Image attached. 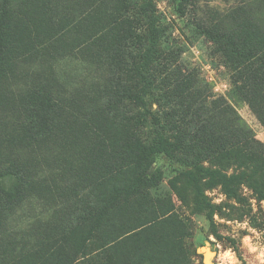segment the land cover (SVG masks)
Segmentation results:
<instances>
[{"label": "rangeland", "instance_id": "1", "mask_svg": "<svg viewBox=\"0 0 264 264\" xmlns=\"http://www.w3.org/2000/svg\"><path fill=\"white\" fill-rule=\"evenodd\" d=\"M151 1L0 0V264H264V165L205 146L264 144V1Z\"/></svg>", "mask_w": 264, "mask_h": 264}, {"label": "trees", "instance_id": "2", "mask_svg": "<svg viewBox=\"0 0 264 264\" xmlns=\"http://www.w3.org/2000/svg\"><path fill=\"white\" fill-rule=\"evenodd\" d=\"M263 1L264 0H258L257 6L260 7ZM144 6L145 13L149 12L148 16L152 18V1L145 0ZM253 15L254 14L248 15L246 9L240 8V16L236 29L233 33H230L224 40H226L230 46L234 47V49L230 51L231 54L234 55L231 58L234 57V60H236V63L238 65L243 66L246 70L251 71V73H248L247 71V74L250 76L251 79H253L254 76V78H257L262 83L264 82V38L260 37V34L264 31V26H262L260 23H257L254 19L256 17H254L255 15ZM246 23H248L252 28L250 34H245L242 32V27H244ZM251 34V38H253V43L248 46V43H251L249 41V35ZM257 35H259L258 38H256ZM258 74L260 75V78H258ZM201 92L202 91L200 89H197L195 91L190 92V94L194 96H199ZM222 113L223 115L228 114L227 107H220L218 110L206 116H203L202 122L205 123L204 121H206L209 125H211L212 117L220 115ZM199 115V108L192 111L193 117L196 118L199 117ZM143 116H145L146 118L145 113H143ZM227 123L228 120L224 118L223 125H225L221 128V131L219 133L213 131L211 133H208L205 140V146L207 150H210L212 154H214L218 147H220V149H223V152H227L229 154L237 151L238 155L242 159L241 164L245 167L247 166L248 162L253 160L254 156L258 157L261 164L264 165V144L260 141H257L253 137H249L247 132L240 126H237V124H232L229 126ZM152 148L153 147H150L149 149ZM16 176H18L17 173ZM241 176H245V174L243 173L241 174ZM226 177L230 178L228 176ZM252 186L255 191L259 194L264 193V180H261ZM0 192L5 195H9V191L5 187V184H3L2 182H0Z\"/></svg>", "mask_w": 264, "mask_h": 264}, {"label": "water", "instance_id": "3", "mask_svg": "<svg viewBox=\"0 0 264 264\" xmlns=\"http://www.w3.org/2000/svg\"><path fill=\"white\" fill-rule=\"evenodd\" d=\"M201 249H204V247H202ZM204 262H205V264H213V263L211 262V259H210L206 254H205Z\"/></svg>", "mask_w": 264, "mask_h": 264}]
</instances>
